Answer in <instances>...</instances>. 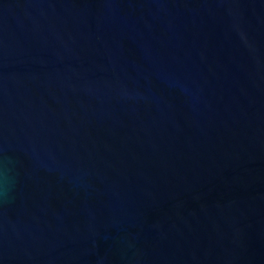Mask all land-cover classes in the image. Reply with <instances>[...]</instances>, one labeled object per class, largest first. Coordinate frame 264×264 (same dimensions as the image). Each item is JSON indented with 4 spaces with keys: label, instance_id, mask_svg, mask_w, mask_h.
I'll return each mask as SVG.
<instances>
[{
    "label": "water",
    "instance_id": "1",
    "mask_svg": "<svg viewBox=\"0 0 264 264\" xmlns=\"http://www.w3.org/2000/svg\"><path fill=\"white\" fill-rule=\"evenodd\" d=\"M0 264H264V0H0Z\"/></svg>",
    "mask_w": 264,
    "mask_h": 264
}]
</instances>
